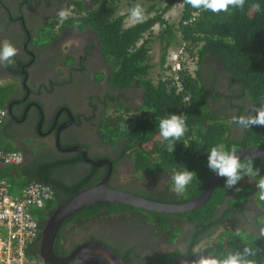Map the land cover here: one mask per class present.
<instances>
[{
  "label": "trees",
  "instance_id": "1",
  "mask_svg": "<svg viewBox=\"0 0 264 264\" xmlns=\"http://www.w3.org/2000/svg\"><path fill=\"white\" fill-rule=\"evenodd\" d=\"M120 1L77 0L75 8L78 14L83 15L79 21L80 28L90 26L99 35L104 57L113 65L111 84L145 88L141 113L129 119L119 116L111 122L106 121L100 133L113 143L120 139L125 141L126 150L131 151L130 156L135 170L141 172L142 177L160 176L157 180L163 185V189L157 195L148 197L149 199L164 203L190 201L203 192L214 174L207 167V155L211 147L220 143L233 150L245 146L264 147V126L254 125L250 129L240 127L241 134H234L235 124L232 120L234 115H242L250 106L253 107L250 112H254V109L264 101V0H245L242 9L230 7L227 12L215 13L205 9H194L186 0H161L164 3L160 4L154 15L127 27L124 22L129 14H118ZM257 4L260 5L259 11L255 7ZM175 6L180 8V15L178 22L174 23L170 22L166 14ZM154 8L155 5H152L151 9ZM194 17L196 19L189 22ZM186 21L188 23H185ZM69 22L72 24L78 21L71 19ZM54 25L55 22L51 23L50 28ZM156 25L160 27L158 32H155ZM181 41L188 43L190 53H193L192 48L196 49L195 75L183 72L181 88L172 81L162 78L154 82L151 73L155 64L152 63L151 50L155 42L160 44L159 66L163 69L169 51ZM208 58L216 59L226 69L232 83L226 90L243 98L240 104L235 103L232 96L216 92L212 85L208 89L204 84L201 66ZM10 93L9 85H0V107H5ZM221 98L226 99L228 107L235 109L238 106V111L236 113L231 109L218 111L215 102ZM173 113L185 117L187 131L180 141H174L170 145L160 136L158 122ZM0 148L20 150L2 139L1 130ZM248 160H252L254 167L259 168L260 173L264 175V157L243 161ZM184 165L193 170L195 175L186 191L177 194L172 191L170 177L174 169ZM48 167L50 164L46 162H39L38 165L26 170L27 167H21L19 172L26 176L21 187L31 181L43 182L49 186L53 184ZM8 170L7 166L0 167V176L16 180ZM225 179L220 178L209 201L194 211L160 213L130 205L99 203L74 213L68 221L75 219L74 217L82 220L87 217H109L120 213L133 223L144 222L155 226L159 229L158 234L169 231L173 242L181 231L178 221L197 220L202 223L196 241L199 243L217 234L228 213L235 211L243 213L245 207L242 206L251 204L250 195H253L254 203L261 210L256 217L261 232L255 234L240 230L241 235L237 237L233 228H227L217 234L216 243L210 248V253L222 256L232 250L249 247L254 251V255L249 258L253 264H264L262 235L264 202L258 201L256 197L255 180L243 177L237 185L227 188L224 185ZM92 185L94 183H90L89 178L81 183H75L63 201L69 199L76 191ZM53 187L55 191L56 188ZM58 190L56 189L55 193ZM235 193L238 198H233ZM140 195L147 197L145 194ZM225 203L232 210L223 213L220 209ZM47 205H52V201ZM44 212L40 211L39 214L43 215ZM41 221L43 223L46 221V215ZM58 243L59 241L56 244ZM34 249H30L31 255L38 254V247L36 251ZM168 256L170 258L166 256L161 259L164 264H169L173 260V254ZM123 258L127 264V260Z\"/></svg>",
  "mask_w": 264,
  "mask_h": 264
},
{
  "label": "flooded vegetation",
  "instance_id": "2",
  "mask_svg": "<svg viewBox=\"0 0 264 264\" xmlns=\"http://www.w3.org/2000/svg\"><path fill=\"white\" fill-rule=\"evenodd\" d=\"M76 2L50 0V5L46 6V0L34 1L31 10L27 11L31 34L20 24V17H14L21 11L19 3L8 0V12L0 9V21L5 24L0 37L17 49L14 63L0 64V77L8 79L4 85H9L11 90L5 105L7 117L0 130L2 139L24 154V162L19 166H7L8 171L18 182L24 183L26 176L19 172L21 167H27L26 170L39 162L49 163L53 183L50 186L53 190V186L59 189L57 193L56 189L54 191L53 206L46 205L38 211L40 236L31 250L35 248L36 251L38 247V254L35 255L39 257L42 229L54 210L65 202L63 200L75 183L89 178L95 186L106 178L111 169L109 185L112 188L145 194V198L157 195L163 189L157 180L160 176L142 177L143 174L135 170L131 151L126 150L123 139L113 143L100 133L106 121L111 122L119 116L129 119L140 114L145 88L111 84L113 65L104 57L98 33L90 26L80 28L79 21L83 15L75 11ZM61 10H70L75 15L62 20L58 17ZM6 13L9 14L7 20ZM47 15L56 16L51 21L55 22L52 26L55 38L42 46L35 28ZM71 19L78 22L71 24ZM9 21L13 22L6 25ZM31 35H35L34 41L26 43L29 38L32 40ZM201 68L208 89L212 85L216 92L232 96L235 103L242 102L243 98L226 90L232 83L219 61L205 59ZM215 105L218 111L231 109L236 113L239 109L238 106L235 109L228 107L225 98L216 101ZM111 108L112 112L109 111ZM251 110L252 106L243 114ZM233 130L234 134H241L242 131L236 125ZM127 173L138 176L128 177ZM250 197L251 204L242 206L245 207L243 213H228L218 233L227 228L255 234L261 232L256 220L261 210L254 203V196ZM233 198H238L236 193ZM61 201L63 203L59 204ZM228 207V204H222L220 211H231ZM43 210L44 214L40 215ZM45 215L43 223L41 220ZM72 216L65 219L55 238L54 250L61 257L90 241L103 242L119 251L127 264H164L161 259L170 258L169 254H173L169 264H195L201 255L210 253V248L198 251L200 245L207 243L211 237L196 242L202 225L197 220L178 221L181 231L172 242L169 231L158 234L159 229L155 226L144 222L133 223L120 213L82 220L74 217L68 221Z\"/></svg>",
  "mask_w": 264,
  "mask_h": 264
},
{
  "label": "clouds",
  "instance_id": "3",
  "mask_svg": "<svg viewBox=\"0 0 264 264\" xmlns=\"http://www.w3.org/2000/svg\"><path fill=\"white\" fill-rule=\"evenodd\" d=\"M194 9H205L213 13L225 11L229 8L242 9L245 0H186ZM256 10H260V5H255ZM130 16L134 20H141L143 17V9L137 5L131 8ZM58 16L63 20L67 13L63 10L58 12ZM156 27V26H155ZM17 54L16 47L8 42H0V64L11 65L14 63V57ZM233 123L243 129H250L254 125L264 126V101L260 106L254 109V112H249L242 115H234ZM159 134L164 141H168L171 145L174 141H180L187 131L185 117L173 113L161 118L158 122ZM186 147V146H185ZM170 150H172L170 148ZM207 167L219 177L226 178L224 185L227 188H232L243 177H249L255 180L256 197L258 201L264 202V175L260 173V169L254 167L252 160L243 161L233 149L226 148L223 143L217 144L208 150ZM194 171L183 167L174 169L170 180L172 191L177 194H182L186 191L187 186L194 179ZM236 190H239L236 188ZM237 237L241 235L239 229L235 230ZM264 235V233H262ZM254 255V251L249 247H243L242 250H232L222 256H217L208 253L201 255L195 264H253L249 259Z\"/></svg>",
  "mask_w": 264,
  "mask_h": 264
},
{
  "label": "built area",
  "instance_id": "4",
  "mask_svg": "<svg viewBox=\"0 0 264 264\" xmlns=\"http://www.w3.org/2000/svg\"><path fill=\"white\" fill-rule=\"evenodd\" d=\"M187 44L181 41L171 48L158 79L170 80L181 88L183 72L195 75L197 52L192 48L193 53H190ZM6 117V108L0 107V126ZM23 162L24 154L21 150L0 148V167L19 166ZM12 187L10 180L0 176V264H51L39 256L31 255L29 251L39 239L38 211L53 199L52 187L39 181L29 182L18 193L11 192Z\"/></svg>",
  "mask_w": 264,
  "mask_h": 264
},
{
  "label": "water",
  "instance_id": "5",
  "mask_svg": "<svg viewBox=\"0 0 264 264\" xmlns=\"http://www.w3.org/2000/svg\"><path fill=\"white\" fill-rule=\"evenodd\" d=\"M235 152L242 159L264 157V147L245 146ZM99 164V162H96ZM111 172V169H110ZM110 172L104 180L76 192L67 201L58 206L49 216L42 229L40 257L51 264H126L113 248L100 241H90L76 247L67 256L61 257L54 250V242L62 223L77 211L99 203L130 205L160 213H186L203 207L211 198L221 177L215 173L196 198L180 203H164L151 200L135 193L112 188L109 185Z\"/></svg>",
  "mask_w": 264,
  "mask_h": 264
},
{
  "label": "rangeland",
  "instance_id": "6",
  "mask_svg": "<svg viewBox=\"0 0 264 264\" xmlns=\"http://www.w3.org/2000/svg\"><path fill=\"white\" fill-rule=\"evenodd\" d=\"M164 2L161 0H135V1H130V0H121L120 1V5H119V9H118V14H129L130 10L132 7L139 5L142 9H143V17L141 20L146 19L148 16L150 15H154L155 11L157 8H160V4H163ZM155 5L154 9H151V6ZM71 10V9H70ZM68 10H64L67 13V16H73L75 15V12H71ZM150 10V11H149ZM179 15H180V8L179 7H173L167 14L166 16H168V19L170 20V22H178L179 20ZM137 23V20H134L130 14L127 15L124 25L127 26H131L133 24ZM160 27H155V32H158ZM48 31V29L45 28H41L38 30V32L40 34H38L36 37L38 40L44 39L47 37L46 34H44V32ZM37 42V41H36ZM151 54H152V63L155 64L154 69L152 70L151 76L154 79V82L158 81V76L159 73H161L163 70L162 68L159 66V59L161 56V48H160V44L158 42H155L152 50H151ZM110 112H112V108L109 110ZM128 177L131 176H138V174H130L127 173ZM8 180H10L13 183V187L11 188V192L13 193H18L21 190V183L11 179L10 177H6ZM218 234V232H217ZM217 234H215L214 236H212L210 238V240L207 243H202L198 249V251L200 250H205V249H209L211 248L215 243H216V236Z\"/></svg>",
  "mask_w": 264,
  "mask_h": 264
},
{
  "label": "crops",
  "instance_id": "7",
  "mask_svg": "<svg viewBox=\"0 0 264 264\" xmlns=\"http://www.w3.org/2000/svg\"><path fill=\"white\" fill-rule=\"evenodd\" d=\"M7 1L8 0H0V9H3L6 12H8L6 10L7 9L6 8ZM14 1L19 3V6L21 7V11L18 12L14 17L19 16L20 17V19H19L20 24L22 25V27L24 28L25 31H27L28 33L31 34L32 29H31V26L29 24L30 23L29 22L30 21V16L28 15L27 11L31 10V8L33 6V2L34 1L38 2V0H14ZM46 1H47L46 6H49L50 5V0H46ZM8 17H9V14L6 13V20H7ZM55 18H56V16H54V15H52V16L51 15H47L43 20L40 21V25L35 28L36 29V35L40 34L38 32L39 29H41V28L48 29V31L44 32V34H46L47 37L44 38V39H41L40 45H42V46L48 45L55 38V36H54V32L55 31H53V29L50 28L51 23H53L51 21L54 20ZM12 22L13 21H9L6 25H9V23H12ZM4 25L5 24H3L0 21V33L4 30V27H5ZM31 38H32V40H30V38H29V42L27 40L26 43L30 44L31 41H34L33 38H35V35H31ZM24 40L25 39H23V42H24ZM4 41H6V40H4V39H2V37H0V42H4ZM64 46H66L65 43H64ZM7 81H8V79L0 77V85H4Z\"/></svg>",
  "mask_w": 264,
  "mask_h": 264
}]
</instances>
